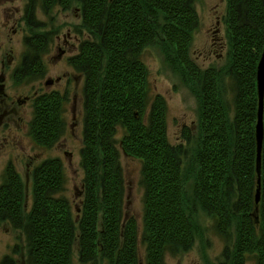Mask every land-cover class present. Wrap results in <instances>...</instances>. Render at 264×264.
I'll use <instances>...</instances> for the list:
<instances>
[{
	"label": "trees",
	"instance_id": "1",
	"mask_svg": "<svg viewBox=\"0 0 264 264\" xmlns=\"http://www.w3.org/2000/svg\"><path fill=\"white\" fill-rule=\"evenodd\" d=\"M195 1L41 0L46 10L80 5L79 32L90 35L70 57L85 79L84 199L76 214L70 199L61 194L64 166L59 158H50L32 171V203L26 210L21 174L13 164L7 166L0 184V219L25 234V264H72L76 244L79 259L86 264H165L168 249L192 248L197 225L186 211L184 183L191 161L193 203L215 218L218 230L230 241L236 230V243H226L220 264H246L250 254L257 257V264H264V141L261 195L255 201L264 0L228 1L227 65L205 69L190 53L198 23ZM47 35L46 30L26 36L30 55L14 70L15 80L44 73L36 51L48 46ZM158 38L169 63L180 66L197 87L201 111L195 150L168 140L163 97L155 96L146 109L147 66L140 54ZM225 75L232 84V102L223 93ZM62 97L58 90L34 99L30 132L42 145L50 147L60 137ZM118 129L123 130L124 153L143 163L145 262L140 260L137 220L124 217V175L114 137ZM0 264H15V258L5 257Z\"/></svg>",
	"mask_w": 264,
	"mask_h": 264
},
{
	"label": "rangeland",
	"instance_id": "2",
	"mask_svg": "<svg viewBox=\"0 0 264 264\" xmlns=\"http://www.w3.org/2000/svg\"><path fill=\"white\" fill-rule=\"evenodd\" d=\"M228 1H195L198 23L194 29L190 53L202 69L211 65L218 68L227 65L230 30ZM81 19V7L77 4L69 9L56 5L53 9L46 10L41 0H0V86L5 83V89L0 96V184L5 167L10 161L13 162L26 186V210L32 203V171L35 165L50 158H59L64 166L66 181L61 194L70 199L76 214L84 199L85 176L81 151L86 126L85 79L82 72L76 71L70 62V57L78 53L80 42L90 37L85 30L79 32ZM46 30L48 46L36 51V57L44 63V73H36L21 81L15 80L14 70L21 66L23 57L30 55L26 36ZM61 50H64L63 54ZM140 55V59L147 66L146 109L149 110L155 96L163 97L167 108L168 140L174 145L183 143L189 150H195L201 111L197 87L180 66L169 63L165 45L160 38L145 47ZM3 76L5 79L1 81ZM223 81L226 83L223 93L232 102L234 94L230 88V79L226 76ZM58 90L63 96L59 109L62 119L60 137L49 147L33 138L30 123L35 117L34 99L45 92ZM27 96H30L29 101L23 102ZM187 133L190 134L189 138ZM122 136L123 130L118 129L114 137L121 153L120 164L124 175V217L128 219L132 216L137 220L140 260L145 262L146 249L141 234L145 210V187L141 174L143 163L140 158L124 153L120 142ZM191 163L185 168L187 177L184 183L188 193L185 206L192 222L197 225L195 241L189 249H168L164 254V263L220 264L225 259L223 251L226 243H236V230L234 228L230 241L229 237L226 238L218 230L215 218L200 205L193 203L195 174L190 171ZM99 219L98 229L101 230V214ZM254 219L258 220L257 213L254 214ZM26 245L25 234L12 223L0 219V263L5 257L13 255L15 264H25ZM73 252L72 264H86L79 259L78 244ZM257 260L255 255L250 254L246 264H257Z\"/></svg>",
	"mask_w": 264,
	"mask_h": 264
},
{
	"label": "water",
	"instance_id": "3",
	"mask_svg": "<svg viewBox=\"0 0 264 264\" xmlns=\"http://www.w3.org/2000/svg\"><path fill=\"white\" fill-rule=\"evenodd\" d=\"M257 82H258V93H259V109H258V120L256 123V136H257V170H258V187H257V193H256V202H259L261 190H260V184H261V161H262V150H263V141H264V125H263V119H264V50L262 52L260 62L257 67ZM50 82V81H49Z\"/></svg>",
	"mask_w": 264,
	"mask_h": 264
},
{
	"label": "flooded vegetation",
	"instance_id": "4",
	"mask_svg": "<svg viewBox=\"0 0 264 264\" xmlns=\"http://www.w3.org/2000/svg\"><path fill=\"white\" fill-rule=\"evenodd\" d=\"M63 52H64V50H61V53H62V54H63ZM23 58H24V57H23ZM23 58H22V60H24ZM4 79H5L4 76L1 77V81H2V80L4 81ZM4 84H5V83H4ZM4 84H2V85L0 86V96H1V93H2V92L4 91V89H5ZM47 84H49V83L47 82ZM4 93H5V92H4ZM29 98H30V96H29V97L27 96L25 99H23V102H26V101L28 102V101H29ZM34 98H35V97H34ZM32 99H33V98H32ZM32 99H31V100H32ZM0 106H1V105H0ZM1 109H2V107H0V110H1ZM10 163L13 164V162L10 161V162L7 164V166H8ZM7 166L5 167V169L7 168ZM13 166L15 167L14 164H13ZM35 166H36V165H35ZM15 169H16V168H15Z\"/></svg>",
	"mask_w": 264,
	"mask_h": 264
}]
</instances>
